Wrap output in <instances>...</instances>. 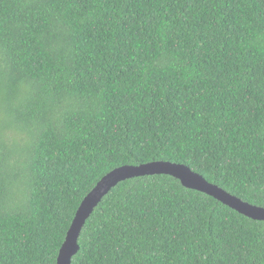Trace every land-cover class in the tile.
Returning a JSON list of instances; mask_svg holds the SVG:
<instances>
[{"label": "trees", "instance_id": "trees-1", "mask_svg": "<svg viewBox=\"0 0 264 264\" xmlns=\"http://www.w3.org/2000/svg\"><path fill=\"white\" fill-rule=\"evenodd\" d=\"M153 162L264 208V0H0V264H57L101 179ZM79 245L71 264H264V222L150 175Z\"/></svg>", "mask_w": 264, "mask_h": 264}, {"label": "water", "instance_id": "water-1", "mask_svg": "<svg viewBox=\"0 0 264 264\" xmlns=\"http://www.w3.org/2000/svg\"><path fill=\"white\" fill-rule=\"evenodd\" d=\"M150 175L171 176L179 180L184 188L209 195L248 219L264 222V208L244 202L218 186L210 184L203 176L187 166L169 162H154L139 167L125 166L107 174L83 200L60 250L57 264L72 263L73 258L80 251L79 239L87 220L113 188L122 181Z\"/></svg>", "mask_w": 264, "mask_h": 264}, {"label": "clouds", "instance_id": "clouds-1", "mask_svg": "<svg viewBox=\"0 0 264 264\" xmlns=\"http://www.w3.org/2000/svg\"><path fill=\"white\" fill-rule=\"evenodd\" d=\"M154 163V162H153ZM179 165H181V164H179ZM141 166V165H140ZM136 167H139V166H136ZM103 179V178H102ZM101 179V180H102ZM182 185V184H181ZM214 185V184H213ZM217 186V185H216ZM219 187V186H218ZM219 188H221V187H219ZM187 189V188H186ZM222 189V188H221ZM189 190V189H188ZM224 190V189H223ZM243 201V200H242ZM83 202V201H82ZM80 240V239H79Z\"/></svg>", "mask_w": 264, "mask_h": 264}]
</instances>
